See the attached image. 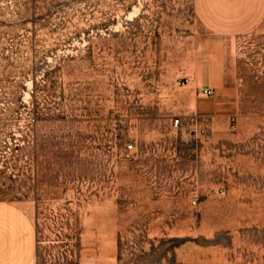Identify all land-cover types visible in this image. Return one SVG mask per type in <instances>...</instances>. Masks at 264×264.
Instances as JSON below:
<instances>
[{
  "label": "rangeland",
  "instance_id": "374dc122",
  "mask_svg": "<svg viewBox=\"0 0 264 264\" xmlns=\"http://www.w3.org/2000/svg\"><path fill=\"white\" fill-rule=\"evenodd\" d=\"M215 45L191 0H0V202L31 264H72L91 213L105 252L114 209L127 264H264V18L231 48L237 107L194 120Z\"/></svg>",
  "mask_w": 264,
  "mask_h": 264
},
{
  "label": "crops",
  "instance_id": "0c3cea01",
  "mask_svg": "<svg viewBox=\"0 0 264 264\" xmlns=\"http://www.w3.org/2000/svg\"><path fill=\"white\" fill-rule=\"evenodd\" d=\"M191 10L195 21L217 45L213 47L216 62L201 66L193 76L192 86L187 89L192 102L187 115L199 121L225 118L237 107V100H233L238 85L230 57L231 48L235 40L249 34L263 20L264 0H191ZM201 89L212 90V96L201 95ZM129 215L115 209L108 214L105 227L109 247L105 252H99L94 248L92 238V230L97 231L98 224L91 213L86 226L91 237L85 240L89 241L85 247L71 249V263L127 264L117 243L122 233L136 226L130 223ZM142 234L144 243L145 232ZM35 252V231L28 216L15 205L0 202V264H31ZM131 264L140 263L134 260Z\"/></svg>",
  "mask_w": 264,
  "mask_h": 264
},
{
  "label": "built area",
  "instance_id": "2783aa9c",
  "mask_svg": "<svg viewBox=\"0 0 264 264\" xmlns=\"http://www.w3.org/2000/svg\"><path fill=\"white\" fill-rule=\"evenodd\" d=\"M183 84H187L188 80L186 78L181 79ZM199 93L205 97H211L213 92L210 89H201ZM176 123V121H174ZM126 150H131V145L126 146Z\"/></svg>",
  "mask_w": 264,
  "mask_h": 264
}]
</instances>
